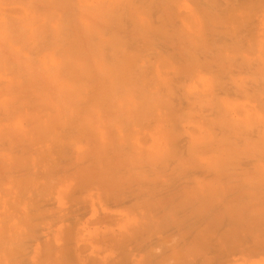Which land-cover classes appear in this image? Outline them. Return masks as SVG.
Returning a JSON list of instances; mask_svg holds the SVG:
<instances>
[{
    "label": "bare ground",
    "instance_id": "bare-ground-1",
    "mask_svg": "<svg viewBox=\"0 0 264 264\" xmlns=\"http://www.w3.org/2000/svg\"><path fill=\"white\" fill-rule=\"evenodd\" d=\"M0 264H264V0H0Z\"/></svg>",
    "mask_w": 264,
    "mask_h": 264
}]
</instances>
